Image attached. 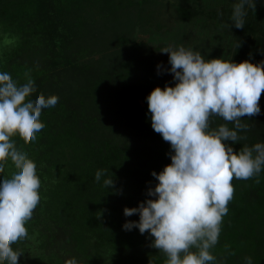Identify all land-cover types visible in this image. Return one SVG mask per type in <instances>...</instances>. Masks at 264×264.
I'll list each match as a JSON object with an SVG mask.
<instances>
[{
	"label": "trees",
	"instance_id": "obj_1",
	"mask_svg": "<svg viewBox=\"0 0 264 264\" xmlns=\"http://www.w3.org/2000/svg\"><path fill=\"white\" fill-rule=\"evenodd\" d=\"M235 2L176 0L174 12L183 26L194 23L217 33L218 38L206 37L202 55L211 57L218 49L220 57L257 64L264 61V0L247 10L243 29L230 27ZM160 3L0 0V71L14 79L33 76L35 87L27 95L59 97L42 110L45 127L35 142L18 129L11 133L36 163L41 181L40 202L25 225L29 237L12 245L24 253L22 264L33 249L48 257L45 264L72 257L79 264H164L166 256L150 246L149 233L122 227L139 220L138 214L126 217L124 208L154 198L147 195L157 183L151 173L171 163L170 143L151 127L146 97L175 81L157 67L154 52L160 47L135 39L139 29L153 36L172 33L158 17ZM184 37H177L175 47ZM259 104V115L242 117L250 127L239 133L246 138L234 150L264 142V92ZM222 124L234 127L219 116L210 118V129ZM11 164L5 157L0 172ZM97 170H105L100 182ZM107 178L114 180L109 189L103 184ZM232 184L229 211L211 251L217 264H245V257L264 264V171Z\"/></svg>",
	"mask_w": 264,
	"mask_h": 264
},
{
	"label": "clouds",
	"instance_id": "obj_2",
	"mask_svg": "<svg viewBox=\"0 0 264 264\" xmlns=\"http://www.w3.org/2000/svg\"><path fill=\"white\" fill-rule=\"evenodd\" d=\"M255 6L256 0H236L230 27L243 29L247 10ZM161 52L169 55L168 71L175 84L156 87L146 100L151 127L170 143L171 163L151 173L157 183L147 195L154 198L124 208L126 217L138 214L139 220L126 221L122 227L149 233L154 238L150 246L166 256L164 264H217L211 249L219 242L222 220L234 195L232 180L258 177L264 171V142L239 151L233 147L246 138L239 133L250 127L242 117L261 113L264 61L209 60L183 45L164 47ZM33 87L30 74L14 79L0 71V169L5 168V157L12 162L8 172H0V261L6 264H19L24 253L12 245L29 237L25 225L41 199L37 165L11 133L18 129L35 142L45 127L42 110L59 101L56 95H27ZM213 116L234 127L222 124L210 129ZM104 171L97 170V182ZM103 184L109 189L114 180L104 179ZM64 264L79 262L72 257ZM245 264H252V258L245 257Z\"/></svg>",
	"mask_w": 264,
	"mask_h": 264
},
{
	"label": "rangeland",
	"instance_id": "obj_3",
	"mask_svg": "<svg viewBox=\"0 0 264 264\" xmlns=\"http://www.w3.org/2000/svg\"><path fill=\"white\" fill-rule=\"evenodd\" d=\"M159 4V10L160 14H158V17L167 23L168 27L170 28L169 30H173L172 33L169 32L166 33L164 30L159 32L157 36L151 35L149 32L142 31L141 29L136 31L135 34V39L137 42H146L150 43L152 47H160L157 51L154 52V55L157 57V59L160 61L161 67L165 70V74L167 75L166 77L168 80H171L173 77V74L168 71L170 69L171 65L168 63L169 60V55L167 53H162L161 50L164 47L172 46L175 47V43L177 40V37L184 35L185 37L179 41L180 45H185L186 48H191L195 51L201 50V46L203 43L206 41V37H208L210 34H212L213 38L217 37V33L208 29H204L200 27L198 29V26H195L194 23L187 24L183 26V23L180 22L176 18V14L174 12V6L176 3V0H160ZM164 5L167 7L164 8ZM191 32H194L191 34ZM218 32V31H217ZM216 33V34H215ZM220 35V34H219ZM175 37V40L173 38ZM196 37V38H194ZM191 42V43H190ZM187 43V44H186ZM179 45V46H180ZM209 46V45H207ZM213 49L215 46H210ZM212 49V51H213ZM224 53V48L222 49ZM200 52V51H199ZM211 57H207L206 55L204 56L205 59H214V58H221L223 60H228L227 55L225 58L223 55L220 57V53L218 49L214 50L213 52H210ZM30 256L28 257L27 263L25 264H45V261L48 257L42 258L40 257L38 251L36 249H33L30 252ZM19 264H22V262L19 260Z\"/></svg>",
	"mask_w": 264,
	"mask_h": 264
}]
</instances>
